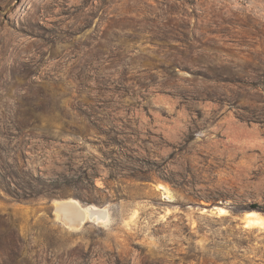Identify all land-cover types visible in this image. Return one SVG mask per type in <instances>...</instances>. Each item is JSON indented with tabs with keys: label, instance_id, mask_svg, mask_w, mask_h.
Instances as JSON below:
<instances>
[{
	"label": "rangeland",
	"instance_id": "rangeland-1",
	"mask_svg": "<svg viewBox=\"0 0 264 264\" xmlns=\"http://www.w3.org/2000/svg\"><path fill=\"white\" fill-rule=\"evenodd\" d=\"M253 207L264 0H0V264H264Z\"/></svg>",
	"mask_w": 264,
	"mask_h": 264
},
{
	"label": "bare ground",
	"instance_id": "bare-ground-1",
	"mask_svg": "<svg viewBox=\"0 0 264 264\" xmlns=\"http://www.w3.org/2000/svg\"><path fill=\"white\" fill-rule=\"evenodd\" d=\"M162 193V196L167 200H172L171 191L162 183H156L154 186ZM53 209L59 217L66 223V227L78 228L86 221L90 222H105L109 219L107 208L96 206L95 204H82L79 200L73 197H68L61 200H53ZM208 211L217 215L227 214V209L222 206H216L214 209L201 207V212ZM243 227L245 228H264V214L256 209L245 210L240 217Z\"/></svg>",
	"mask_w": 264,
	"mask_h": 264
},
{
	"label": "water",
	"instance_id": "water-1",
	"mask_svg": "<svg viewBox=\"0 0 264 264\" xmlns=\"http://www.w3.org/2000/svg\"><path fill=\"white\" fill-rule=\"evenodd\" d=\"M215 205H211L209 207H206L207 209H214ZM54 210V209H53Z\"/></svg>",
	"mask_w": 264,
	"mask_h": 264
},
{
	"label": "trees",
	"instance_id": "trees-1",
	"mask_svg": "<svg viewBox=\"0 0 264 264\" xmlns=\"http://www.w3.org/2000/svg\"><path fill=\"white\" fill-rule=\"evenodd\" d=\"M256 208V207H253V209Z\"/></svg>",
	"mask_w": 264,
	"mask_h": 264
}]
</instances>
